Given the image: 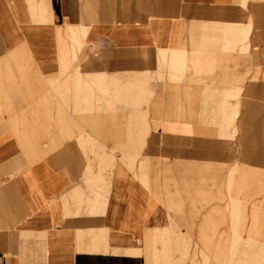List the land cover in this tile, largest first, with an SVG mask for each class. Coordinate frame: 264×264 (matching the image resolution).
I'll use <instances>...</instances> for the list:
<instances>
[{
	"label": "crops",
	"instance_id": "1",
	"mask_svg": "<svg viewBox=\"0 0 264 264\" xmlns=\"http://www.w3.org/2000/svg\"><path fill=\"white\" fill-rule=\"evenodd\" d=\"M238 163L264 170V0H0V264H154V245L178 261L189 244L196 264L195 243L231 242L208 234L232 195L211 178Z\"/></svg>",
	"mask_w": 264,
	"mask_h": 264
},
{
	"label": "rangeland",
	"instance_id": "2",
	"mask_svg": "<svg viewBox=\"0 0 264 264\" xmlns=\"http://www.w3.org/2000/svg\"><path fill=\"white\" fill-rule=\"evenodd\" d=\"M245 1V0H244ZM249 28V26H248ZM75 86L80 87V73L78 70L75 72ZM138 84L136 86H130L131 91L134 90L135 94L140 98L144 95V78H138ZM93 84L89 83L85 85L87 87L86 97H93L96 88L95 80ZM101 91L107 92L108 89L106 82L98 85ZM111 87V85H109ZM127 88V87H126ZM119 89V90H118ZM78 90V89H77ZM119 93L123 91L121 86H114V91ZM151 100V99H150ZM150 100H146L149 103ZM110 106H113V102H109ZM123 103V101H121ZM128 104L125 102V107ZM79 107V105H77ZM78 110H75V112ZM225 113H229V121L234 122L235 118L239 114V105L232 106L230 112L228 109L222 110ZM142 114V113H141ZM78 118V117H77ZM228 119V118H227ZM130 124L134 127V139L137 140L136 146L125 150V156L131 157L135 160L140 154L143 143L138 137L140 131L144 128V118L140 117L131 118ZM132 134V133H131ZM235 134V132L233 133ZM133 135V134H132ZM234 137V135L232 136ZM140 139V141H139ZM95 155H99L97 150L90 149ZM120 150L121 154L124 151ZM103 154L108 155L103 151ZM147 164H141V171L145 172ZM89 171L92 170L91 164H88ZM208 170V169H207ZM212 186L217 188L230 189L231 196H216L212 197L217 202H225L231 206L229 218L222 219L223 227L212 228L208 234L217 236L219 241L227 240L231 238L230 243L217 242L215 244L195 243L193 247L194 256L197 258L200 255L199 261L196 264H264V170L257 165L244 164L243 167L238 163L234 165L228 172L227 181H223L218 176L211 178ZM202 241V238L199 239ZM166 248V245H164ZM187 245L182 248L178 247V250L182 252L180 260L176 261L171 255L164 256L161 261L160 251L156 245H154V264H180L181 259L188 253ZM191 250V249H190ZM177 262V263H176Z\"/></svg>",
	"mask_w": 264,
	"mask_h": 264
}]
</instances>
